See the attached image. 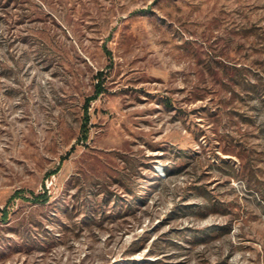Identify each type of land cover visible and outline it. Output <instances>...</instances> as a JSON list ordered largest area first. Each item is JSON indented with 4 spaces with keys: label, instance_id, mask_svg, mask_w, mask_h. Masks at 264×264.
<instances>
[{
    "label": "rangeland",
    "instance_id": "1",
    "mask_svg": "<svg viewBox=\"0 0 264 264\" xmlns=\"http://www.w3.org/2000/svg\"><path fill=\"white\" fill-rule=\"evenodd\" d=\"M0 264H264V0H0Z\"/></svg>",
    "mask_w": 264,
    "mask_h": 264
},
{
    "label": "trees",
    "instance_id": "2",
    "mask_svg": "<svg viewBox=\"0 0 264 264\" xmlns=\"http://www.w3.org/2000/svg\"><path fill=\"white\" fill-rule=\"evenodd\" d=\"M97 92H99V91H97ZM34 199H36V200H44L45 201V200L48 199L47 193L46 192H45V194L37 193V194H35Z\"/></svg>",
    "mask_w": 264,
    "mask_h": 264
}]
</instances>
